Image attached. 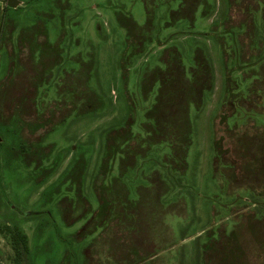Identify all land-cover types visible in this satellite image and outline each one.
<instances>
[{"label": "rangeland", "instance_id": "rangeland-1", "mask_svg": "<svg viewBox=\"0 0 264 264\" xmlns=\"http://www.w3.org/2000/svg\"><path fill=\"white\" fill-rule=\"evenodd\" d=\"M17 1L0 264H264V0Z\"/></svg>", "mask_w": 264, "mask_h": 264}, {"label": "trees", "instance_id": "trees-1", "mask_svg": "<svg viewBox=\"0 0 264 264\" xmlns=\"http://www.w3.org/2000/svg\"><path fill=\"white\" fill-rule=\"evenodd\" d=\"M228 120H229V117L225 118V120L224 119L220 120L221 129H222V126H225L227 124ZM227 139L228 137L226 138V140ZM6 232L11 237L12 249L16 256V261L17 262H21V261L28 262L30 260L29 259L30 250H29V242H28L27 236L18 227L11 228L10 226H7Z\"/></svg>", "mask_w": 264, "mask_h": 264}, {"label": "water", "instance_id": "water-1", "mask_svg": "<svg viewBox=\"0 0 264 264\" xmlns=\"http://www.w3.org/2000/svg\"><path fill=\"white\" fill-rule=\"evenodd\" d=\"M19 4V1L17 0H9V6L11 8H15Z\"/></svg>", "mask_w": 264, "mask_h": 264}]
</instances>
